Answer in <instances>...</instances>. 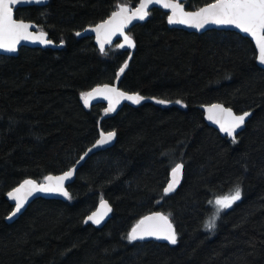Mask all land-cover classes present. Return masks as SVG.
I'll return each instance as SVG.
<instances>
[{"label": "trees", "instance_id": "obj_1", "mask_svg": "<svg viewBox=\"0 0 264 264\" xmlns=\"http://www.w3.org/2000/svg\"><path fill=\"white\" fill-rule=\"evenodd\" d=\"M138 2L47 0L15 9L17 19L64 43L0 55V264H264V68L254 45L233 30L170 27L158 8L127 29L135 48L118 49L117 39L105 55L92 37L76 35L116 4ZM125 60L118 87L145 99L115 113L105 114L104 104L84 107L80 93L113 83ZM212 102L252 112L236 143L205 122L199 106ZM101 129L116 131V140L79 167L67 186L71 199H35L6 222L9 190L68 170ZM181 160L180 185L161 199ZM238 180L242 199L206 230L208 200ZM101 197L113 208L110 219L100 228L85 224ZM150 210L171 213L176 245L122 238Z\"/></svg>", "mask_w": 264, "mask_h": 264}, {"label": "snow or ice", "instance_id": "obj_2", "mask_svg": "<svg viewBox=\"0 0 264 264\" xmlns=\"http://www.w3.org/2000/svg\"><path fill=\"white\" fill-rule=\"evenodd\" d=\"M21 3L42 4L44 0H0V50L7 53L17 51V46L22 41H30L42 45H51L53 41L47 38L45 31H31L34 25L26 22L24 19H17L14 15V6ZM150 5H159L168 10V24L185 25L197 30L205 29L208 25L222 27H232L238 29L240 33L251 37L255 44V60L260 65H264V0H211L205 2L202 7L195 11H187L181 0H139L138 6L132 8L126 4L118 3L116 10L99 23L90 27V31L96 35V42L99 45L101 54H107L105 46L113 42V37L117 35L123 38V42L116 45L118 49L135 48L136 43L132 36L125 32L133 21H144L149 15ZM77 36L81 33L77 32ZM245 37V38H246ZM64 42L61 41V44ZM128 67V61L116 70L115 78L120 80L122 74ZM97 97L107 101L108 106L104 113H111L116 110L117 104L121 101H130L132 104H140L145 99L139 92H128L121 90L114 83H102L91 88L90 91L81 92L80 99L84 107H89L90 102ZM157 104H168L170 101L157 99L153 97ZM176 104H182V100H176ZM205 118L217 125L219 131L232 139L236 143L237 130L246 124L252 112L250 110L237 114L233 108L226 107L222 103H212L202 105ZM116 131H99V138L80 156L76 164L83 161L94 149L101 148L109 144L115 137ZM76 170L75 165L60 175H46L42 182L35 179H24L17 187L7 192V197L14 202V208L7 216V219H13L25 208L35 193H57L67 199H71L65 182L69 181ZM185 170V163H174L170 169V179L163 187V196L167 197L173 193L181 182ZM243 191L241 182L238 180L233 188L227 194H217L214 199L208 200V204L214 208L204 224L208 231H213L217 227V221L223 212L242 199ZM159 203V202H158ZM112 212V207L108 201L101 197L99 206L91 214L87 215L84 223L91 222L94 225H100L108 214ZM130 244L136 241H144L146 238H155L156 240L167 241L171 245L178 243V233L174 227L171 213L165 214L162 211L150 210L147 214L137 219L122 237Z\"/></svg>", "mask_w": 264, "mask_h": 264}, {"label": "water", "instance_id": "obj_3", "mask_svg": "<svg viewBox=\"0 0 264 264\" xmlns=\"http://www.w3.org/2000/svg\"><path fill=\"white\" fill-rule=\"evenodd\" d=\"M185 1H189V0H181L182 3H184ZM46 2H47V0H44V3H42V4H45ZM138 3H139V2H138ZM138 3H137L134 7H132V8H135L136 6H138ZM28 5H41V4H36V3H21V4H19V5H15V6H14V15H15V9H16L17 7H24V6H28ZM202 6H203V5H202ZM202 6H200V7H202ZM155 8L161 9V10H163L166 14H168V10L161 8L159 5H150V7H149V11L151 12V11H152L153 9H155ZM198 8H199V7H198ZM198 8H195V9H187V8L185 7V9H186L187 11H195V10H197ZM106 18H107V17H106ZM106 18H105V19H106ZM148 18H149V16H148L144 21H146ZM144 21L135 20V21L132 22V24H130V25L128 26V28H130L133 24L140 23V22H144ZM26 22H31V23L34 25V27H33L32 29H30L31 31H37V32H38V31H42V30H38V26H37L36 23H34V22H32V21H26ZM98 23H99V22H98ZM94 25H95V24H94ZM94 25H91V26H94ZM168 25H169L170 27H173V28L184 29V30H187V31H190V32H204V31H207V30H209V29L233 30V31L238 32V33L241 34L242 36H245V37H246V34L240 33L238 29H234V28H232V27H222V26H216V25H208V26L205 27V29L197 30V29H194V28H190V27H188V26H185V25H176V24H168ZM91 26H88V27L82 29L81 31H79V32L81 33V35H80L79 37H87V36L92 37L93 40H94V42H95V45L97 46V48H99V45H98L97 42H96V35H95V33L92 32V31H90V27H91ZM128 28L125 29V32L127 31ZM118 37H120V36L117 35L116 37H113V42H114ZM47 38L50 39V38L48 37V34H47ZM247 38H249V39L251 40V37H247ZM50 40H51V39H50ZM52 41H53V40H52ZM113 42H112V43H113ZM112 43H111V44H112ZM252 43H253L254 48H255L254 41H252ZM111 44L106 45V46H105V49H106L107 47H109ZM21 47H29V48H36V47H38V48L59 49V48L62 47V44H61V43H55V42L53 41V44H51V45H42V44H39V43H33V42H30V41H22V42L17 46V51H16V52H14V53H7V52H4V51L0 50V55L16 56V55L18 54V51H19V49H20ZM256 62H257V64H258L259 66H261L262 68H264V65H260V64L258 63V61H256ZM113 83L116 84V85L118 86V81H117L116 79H115V81H114ZM89 91H90V90H89ZM130 93H131V92H130ZM212 103H220V102H212ZM212 103H207V104H212ZM96 104H104V105H105V108L108 106L107 101H106V100H103V98H101V97L94 98V99L90 102L89 107H91V106H93V105H96ZM124 104H131V105H134V104H132L130 101H121L119 104H117V106H116V110H115L114 112H111V113H115L116 111H118V110H119ZM207 104H202V105H207ZM202 105H200L199 108H200V110H202V112H203V116H204V120H205V122H206L209 126H211V127H213L214 129H216V131L220 134V136H222V137H226V138H228V139H231L230 137H227L225 134L221 133V132L219 131V128H218L217 125L213 124L212 122L208 121V120L205 118L204 109H203V107H201ZM226 107H227V106H226ZM237 114H240V113H237ZM247 120H248V119H247ZM247 120H246V122H247ZM244 127H245V125L242 126L241 129H238V130H237V135H238V134L244 129ZM111 131H112V130H111ZM106 132H107V131H106ZM98 138H99V136H98ZM98 138H97V139H98ZM115 140H116V137H115V138H114L109 144H107V145H105V146H103V147H101V148L94 149L91 153H89L88 156H90L91 154H93V153H95V152H97V151L104 150V149H106V148L112 146V145L114 144ZM90 147H91V146H90ZM88 148H89V147H88ZM88 148H87V149H88ZM87 149H86L85 151H87ZM85 151H84V152H85ZM82 155H83V154H82ZM88 156H87V157H88ZM87 157H86V158H87ZM79 158H80V157H79ZM86 158H85L83 161H80L79 164H76V162L73 164V165H75L76 170H75V172H74L73 177H72L69 181H66V182H65V186H66V188H67L68 185H70V183L73 182V180H74V178H75V175H76V171H77V170L79 169V167L84 163V161L86 160ZM78 160H79V159H78ZM73 165H72V166H73ZM72 166H71V167H72ZM66 171H67V170H66ZM60 174H62V172H61V173H58V174H50V175L56 176V175H60ZM169 174H170V172H169ZM29 179H30V178H29ZM168 179H170V175H169V178H168ZM181 180H182V179H181ZM22 182H23V181H22ZM22 182H20V183H22ZM20 183H19V184H20ZM180 183H181V182H180ZM19 184H18V185H19ZM166 184H167V183H166ZM18 185H16L15 187H17ZM179 185H180V184H179ZM179 185H178V186H179ZM165 186H166V185H165ZM13 188H14V187H13ZM177 188H178V187H177ZM177 188H176V189H177ZM9 191H10V190H9ZM174 192H175V191H174ZM5 198H6V200L10 203V205L12 206V208H11V210H10V212H11L12 209L14 208V202H13V201H10V200L8 199V197H7V193H6V195H5ZM38 198H45V199H58V200H62V201L66 200L65 197H63V196H61V195H59V194H57V193H35L32 197L29 198L28 203L26 204L25 208L21 211V213L26 209V207H27L32 201H34L35 199H38ZM104 199H105V198H104ZM105 200H107V199H105ZM107 201H108V200H107ZM108 203H109V201H108ZM109 205L111 206L110 203H109ZM98 206H99V202L97 203V205H96V207H95V209H94L93 211H95L96 208H97ZM111 207H112V206H111ZM112 211H113V208H112ZM155 211H159V210H155ZM10 212H9V213H10ZM9 213L7 214V216L9 215ZM21 213L17 214V216L14 217L13 219H7V216H6V218H5L6 222L11 223V222L15 221V220L19 217V215H20ZM90 214H91V213H90ZM88 215H89V214H88ZM111 215H112V212H110V213L108 214V216L105 217V219L101 222L100 225H94V224H92L91 222H88L87 224H91V225H93V226H95V227H97V228H100V227H102V226L108 221V219H110ZM144 241H156V242H160V243H165V244H167V245H169V246H173V245L169 244L167 241L156 240L155 238H146ZM144 241H137V242H144Z\"/></svg>", "mask_w": 264, "mask_h": 264}, {"label": "rangeland", "instance_id": "obj_4", "mask_svg": "<svg viewBox=\"0 0 264 264\" xmlns=\"http://www.w3.org/2000/svg\"><path fill=\"white\" fill-rule=\"evenodd\" d=\"M190 1V0H189ZM186 2L187 1H185L184 2V5L186 4ZM127 5V4H126ZM129 6V5H128ZM128 34V33H127ZM118 39V40H117ZM116 40H117V44H119V43H122L123 42V38L120 36V37H118ZM115 40V41H116ZM115 41L112 43V44H114L115 43ZM111 46V45H110ZM125 48H127V47H125ZM227 193H229V191L228 192H225V193H221L220 195H223V194H227ZM214 197L215 196H213L211 199H214ZM214 211V208L212 207V206H210V211H209V213H208V217H207V219L209 218V216L212 214V212ZM207 219L205 220V222L207 221ZM218 222V221H217Z\"/></svg>", "mask_w": 264, "mask_h": 264}, {"label": "flooded vegetation", "instance_id": "obj_5", "mask_svg": "<svg viewBox=\"0 0 264 264\" xmlns=\"http://www.w3.org/2000/svg\"><path fill=\"white\" fill-rule=\"evenodd\" d=\"M78 37H79V36H78ZM91 212H92V211H91ZM91 212H90V213H91ZM90 213H89V214H90ZM90 225H91V224H90ZM92 226H93V225H92Z\"/></svg>", "mask_w": 264, "mask_h": 264}]
</instances>
